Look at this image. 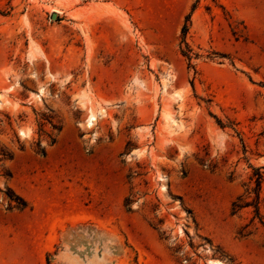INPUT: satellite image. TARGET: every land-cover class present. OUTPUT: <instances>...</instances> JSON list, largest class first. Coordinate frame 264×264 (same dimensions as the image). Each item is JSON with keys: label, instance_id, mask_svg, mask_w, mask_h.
<instances>
[{"label": "rangeland", "instance_id": "1", "mask_svg": "<svg viewBox=\"0 0 264 264\" xmlns=\"http://www.w3.org/2000/svg\"><path fill=\"white\" fill-rule=\"evenodd\" d=\"M258 169L264 0H0V264H264Z\"/></svg>", "mask_w": 264, "mask_h": 264}, {"label": "trees", "instance_id": "2", "mask_svg": "<svg viewBox=\"0 0 264 264\" xmlns=\"http://www.w3.org/2000/svg\"><path fill=\"white\" fill-rule=\"evenodd\" d=\"M188 20H186L187 22ZM187 26H185V31ZM188 56V55H187ZM9 160L10 157H9ZM264 183V175L260 169L256 170L254 176L250 179V188L248 189V193L253 195L255 198L251 202L241 203V199L238 202L233 204L234 214L241 211L243 208L246 207H254L256 215H260V199H261V192L262 186ZM8 207L9 209H16L19 211H23L27 209L28 205L25 200L20 198L19 196L15 195V193L11 192V196L8 197Z\"/></svg>", "mask_w": 264, "mask_h": 264}, {"label": "bare ground", "instance_id": "3", "mask_svg": "<svg viewBox=\"0 0 264 264\" xmlns=\"http://www.w3.org/2000/svg\"><path fill=\"white\" fill-rule=\"evenodd\" d=\"M94 120H95V115L94 114H90L89 119H88V123L92 124V122H94Z\"/></svg>", "mask_w": 264, "mask_h": 264}]
</instances>
